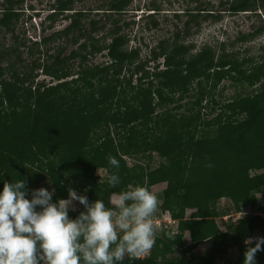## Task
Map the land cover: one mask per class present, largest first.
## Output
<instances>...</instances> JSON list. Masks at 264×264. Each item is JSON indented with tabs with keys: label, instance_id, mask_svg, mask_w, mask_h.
<instances>
[{
	"label": "trees",
	"instance_id": "16d2710c",
	"mask_svg": "<svg viewBox=\"0 0 264 264\" xmlns=\"http://www.w3.org/2000/svg\"><path fill=\"white\" fill-rule=\"evenodd\" d=\"M82 1L54 0L47 19L54 22L67 12V24L27 45L13 35L24 0H2L0 35L10 39L0 44V188L6 181L24 179L27 190L44 182L54 195L72 189L89 203L102 199L111 207L112 195L163 183L161 213L154 220L167 213L174 223L154 224V246L135 257L125 255L120 264H215L218 259L242 264L245 241L264 237V218L253 212H264L256 199L264 189V60L239 61L223 45H206L193 54L195 46L182 43L188 24L221 19L199 3L197 14L187 12L181 42L178 36L171 45L161 42L141 61L138 48L128 50V37L121 34L129 24L119 26L114 17L132 0H95L98 20L89 18L90 9L75 10ZM221 5L235 15L264 9V0ZM262 33L264 27L241 41ZM68 44L74 48L61 58ZM103 51L107 61L91 62ZM36 71L52 82H35ZM223 82L235 93L221 100L215 93ZM109 155L119 161L118 169L108 164ZM141 158L142 164L128 165L127 160ZM154 158L159 163L151 168ZM110 173L119 177L115 187L106 182ZM221 199L230 206L217 207ZM244 207L249 214L223 220L224 230L218 227L215 218ZM187 210L193 211L189 217ZM82 211L79 204L69 218ZM229 251L235 257L227 258ZM256 262L264 264V251Z\"/></svg>",
	"mask_w": 264,
	"mask_h": 264
},
{
	"label": "clouds",
	"instance_id": "9594fccd",
	"mask_svg": "<svg viewBox=\"0 0 264 264\" xmlns=\"http://www.w3.org/2000/svg\"><path fill=\"white\" fill-rule=\"evenodd\" d=\"M107 161L113 168L120 166L111 155ZM106 182L115 187L120 181L110 173ZM27 195L24 179L3 182L0 188V264H120L125 255L135 257L155 244L153 217L159 200L146 187L119 193L115 208L106 207L102 199L89 203L72 189L67 199L55 202L54 190L39 188L31 191L30 199ZM73 201L84 211L70 219ZM164 216L172 222L164 221ZM161 221L174 223L167 213ZM245 245L242 264H257L264 237L246 240Z\"/></svg>",
	"mask_w": 264,
	"mask_h": 264
},
{
	"label": "rangeland",
	"instance_id": "374dc122",
	"mask_svg": "<svg viewBox=\"0 0 264 264\" xmlns=\"http://www.w3.org/2000/svg\"><path fill=\"white\" fill-rule=\"evenodd\" d=\"M226 1L230 2L232 0H132L131 5L128 7L126 12L119 16L115 15L114 17L119 19V26L129 24L127 28H123L121 31V34H126L128 37L129 42L127 43V49L131 50L138 48L140 51V60L146 61L149 60L151 56L150 52L154 49L157 50L159 43L162 42L165 46L171 45L173 39H176L177 36L179 37V42H181V38H183L184 32L186 31L185 22L190 20V14H187V12L191 14H197V11H194L196 6L199 5V3H205L203 7L207 8L209 12L217 11L221 15V19L217 22L208 20L201 23V25L198 27H196L194 24H188L187 29H189V36L186 37L182 43L185 45L193 44L195 46L194 50L192 51L193 54L206 45L216 48L219 47V45H223L225 51L229 54H233L239 59V61L250 60L256 63L260 62V60H264V33L256 35L248 41H241L242 36H249L250 34H253L264 27V9L256 7L254 11L242 12L232 15L227 10V6L221 5ZM53 2L54 0H24L23 4L19 7L21 8L22 13L20 19L16 23L13 33L14 37L22 41L24 40V42L29 45L32 41L39 40L41 36H46L50 34V32L62 29L67 24V21L64 19L68 15L67 12L56 16L54 22L47 19L50 6L53 4ZM99 4L100 2L95 0H84L82 2H76L74 8L75 10L90 9L92 11L89 14V18H95L98 20L102 18V15L95 14L96 11L94 9L98 7ZM1 5L2 0H0V9L2 8ZM98 13L101 12L98 11ZM50 24H52L53 29L46 31V33L45 31L43 32L42 29H46L47 26H50ZM154 24L156 25L154 26ZM2 36L3 35H0V44L2 42L8 44L10 35L7 33L4 35V37ZM97 37H100V35ZM60 42L58 41V43ZM64 48L65 50L62 52L61 58L67 56L74 47L68 44V46ZM56 51V49L55 51L53 50V53ZM105 53L106 52L103 51L101 55H94V57L91 58V62L102 63L107 61V59L104 57ZM162 62V58H159L157 61V63L160 65V69L162 68ZM148 66H153V64L150 63ZM36 73L37 76L35 82L41 81L43 79L46 82L50 81V78L45 77L42 73H40V71H36L34 74ZM223 84L225 85V89H223ZM240 91L242 90L240 89ZM234 93L235 90L230 87V82H223L217 88L215 94L216 96L220 94V99L224 100L231 97ZM218 98L219 96H217V99ZM186 101L187 100H183L179 104H184ZM173 106H176V104ZM142 159L143 158L140 160H127L128 165L131 166L139 162L142 164L145 161ZM158 163L159 160L154 158L152 162L149 163V165L151 168H154L158 165ZM96 175L99 176V178L105 177L101 170H97ZM39 188H45L46 190L53 191L50 185L45 184L44 182H38L36 189ZM164 188L165 184L163 183L150 188V191L155 193L159 200L158 210L153 217V221L154 218L161 213L160 194ZM34 189L35 188H32V186H28L29 199L31 198V191ZM75 192L80 195L79 192ZM55 197H59V199H67L68 194L61 196L53 195L52 201L58 200L55 199ZM117 197V195H112L110 197L109 204L111 208L116 207L115 201ZM256 199L258 203L257 206L264 207V189L256 194ZM226 206H230V203L227 200L221 199L217 203V207ZM76 207H79V204L78 202L73 201L69 207V211H71L70 209L78 210ZM37 210H39V208H37ZM191 212L193 211L187 210L186 216L189 217ZM253 212L259 213L260 211L259 209L254 208ZM249 213L250 209L248 207H244L241 213L237 214L231 212V214L225 217V219L231 217L236 220L237 217H241ZM223 220L224 219L215 218V221L221 230H224V223H222ZM255 238L256 236H253V240H255ZM184 241H188L187 236L184 238ZM205 246L206 245H201L200 248H204ZM229 253L230 254L227 253L226 255L227 258L235 257L233 252L229 251ZM223 263L224 262L222 260H215V264Z\"/></svg>",
	"mask_w": 264,
	"mask_h": 264
},
{
	"label": "built area",
	"instance_id": "2783aa9c",
	"mask_svg": "<svg viewBox=\"0 0 264 264\" xmlns=\"http://www.w3.org/2000/svg\"><path fill=\"white\" fill-rule=\"evenodd\" d=\"M257 215L261 216L262 218H264V212L261 213H256ZM164 221L171 223L172 221L170 220V218L168 216H164L163 218ZM155 225L159 226L161 221L160 220H154L153 222Z\"/></svg>",
	"mask_w": 264,
	"mask_h": 264
},
{
	"label": "crops",
	"instance_id": "0c3cea01",
	"mask_svg": "<svg viewBox=\"0 0 264 264\" xmlns=\"http://www.w3.org/2000/svg\"><path fill=\"white\" fill-rule=\"evenodd\" d=\"M73 205H75V204H73ZM79 207H76V209H78ZM75 209V208H74ZM71 211L73 210V209H70ZM74 211V210H73Z\"/></svg>",
	"mask_w": 264,
	"mask_h": 264
}]
</instances>
